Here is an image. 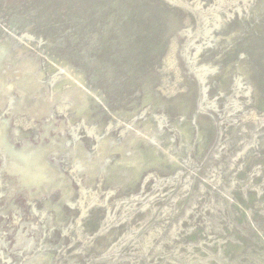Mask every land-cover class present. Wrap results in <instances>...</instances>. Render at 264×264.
<instances>
[{
	"label": "rangeland",
	"instance_id": "rangeland-1",
	"mask_svg": "<svg viewBox=\"0 0 264 264\" xmlns=\"http://www.w3.org/2000/svg\"><path fill=\"white\" fill-rule=\"evenodd\" d=\"M0 264H264V0H0Z\"/></svg>",
	"mask_w": 264,
	"mask_h": 264
}]
</instances>
